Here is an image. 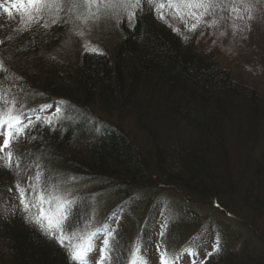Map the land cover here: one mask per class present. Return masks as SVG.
I'll use <instances>...</instances> for the list:
<instances>
[{"label":"trees","instance_id":"trees-1","mask_svg":"<svg viewBox=\"0 0 264 264\" xmlns=\"http://www.w3.org/2000/svg\"><path fill=\"white\" fill-rule=\"evenodd\" d=\"M172 2L141 0L128 9L132 21L123 9L104 18L112 28L104 24L98 51L64 59L62 28L14 18L0 4V114L24 113L34 125L13 144L9 172L27 188L78 186L66 199L68 225L77 242L96 233L87 264L100 260L105 239L102 264H147L152 253L170 264H264V241L240 217L264 208V80L244 84L198 47V35L219 28L213 12L192 32L190 10L181 20L160 7ZM253 9L258 18L264 0ZM3 177L0 264H76L17 197L4 209ZM102 198L113 206L98 211Z\"/></svg>","mask_w":264,"mask_h":264},{"label":"rangeland","instance_id":"rangeland-1","mask_svg":"<svg viewBox=\"0 0 264 264\" xmlns=\"http://www.w3.org/2000/svg\"><path fill=\"white\" fill-rule=\"evenodd\" d=\"M228 1L229 3L225 4V1L218 0L217 7L215 11H213V14L214 18L221 19L219 28L217 30L209 29L212 31L207 32L208 34H200L201 36L198 35V47L213 49L222 65L228 68L233 73V76H235L236 79L243 82L244 84H248L250 82L262 83L264 80V11H262L258 18L253 17L255 13V9L253 8H255V6L262 8V0ZM14 2L15 0H0V4L5 3L8 5L7 13H9L10 8L12 7L11 11L14 18L18 17L26 19L27 16L24 15L18 8H13ZM232 7H235L236 11H232ZM184 10L197 12L196 9H182L183 12ZM216 10H218L219 12L216 13ZM198 11H201V9H198ZM120 12H122V9L117 8L113 10V13L111 15L116 14L119 17ZM54 15V9L53 11L45 10L41 14L40 19L44 22V24L47 23V27H60L64 31V35L61 39V44H59L61 47H59V49L56 51V56H59L60 59L68 57L71 58L72 56L73 58L77 57L78 54L85 49V45H87L89 48H96V44L94 43L96 42L95 40L98 37L103 36L106 32V29L107 31H110V29L112 28L110 27L111 24L107 22V19H101L98 25L92 23L91 21L85 24L81 22V20L76 19L73 14H70L67 11L59 13V16L61 17V23L53 24L52 21L54 19ZM106 23L108 25L105 29L104 24ZM172 25H174V21L172 22ZM178 31H180L181 33V30L178 29ZM80 32H83L84 35H79L78 33ZM99 40L101 41V39ZM42 105H44L41 107L43 111L42 113L44 115H51L50 111L52 109L49 107L50 104L43 103ZM3 140L4 136L0 135V145L3 144ZM4 154L5 152L0 153V155ZM251 157L253 156L251 155ZM256 157L257 155L254 156V158ZM246 158L250 159V157L247 156ZM249 166L252 167V163ZM261 167L262 166L260 165V168ZM255 168L256 167H254L253 170H255ZM9 171L12 170L0 166V179L4 176L2 181L7 180V182L4 184L5 188H3L1 191V197L3 201L2 203L4 206H6V208H4L6 211L9 209V200L12 195L13 197H17L18 203H20L19 193L18 191L16 192V185L19 183L21 187L27 188L26 185H23L24 180L21 179V176L10 174ZM21 175L26 178L24 176V173H22ZM48 177L49 174L47 172V177L44 180H46ZM58 182H60V179L52 180L53 185L48 189V192L51 196L59 197L62 200H66L71 195V191L77 190L78 188V186L70 188V186L61 185H59L60 187L57 188L56 184ZM167 194L171 196L174 195L173 193L169 192ZM28 199H33L31 193L28 195ZM114 200L110 198H102L101 203L96 202L95 208L100 211L107 205H109V207L113 206ZM20 206L23 207V205L21 204ZM45 207L47 208L48 206L45 205ZM27 213L29 214V217L38 214L36 208H32ZM240 217L249 225H251L250 227H252L256 231L254 232V230L249 229V231H251L252 233H257L255 234L257 235L256 239L264 241V208L259 212L255 211L254 213L249 214V218L244 216ZM151 247L152 245H150V248ZM148 251H151V253L153 252L152 250Z\"/></svg>","mask_w":264,"mask_h":264},{"label":"snow or ice","instance_id":"snow-or-ice-1","mask_svg":"<svg viewBox=\"0 0 264 264\" xmlns=\"http://www.w3.org/2000/svg\"><path fill=\"white\" fill-rule=\"evenodd\" d=\"M217 4L218 0H174L172 3L161 4L160 7L167 6L173 8L177 11V17L181 20L184 17L180 16L179 13L183 8L203 9L199 15L195 11H189L187 13L189 17L197 20V23L188 26V31L194 32L199 27L200 21L205 16H208L210 12L215 11ZM140 5L141 0H15L13 8H18L27 16L29 21L33 22L38 21L45 10L53 11L54 9L53 24L61 23L59 13L67 11L85 24L91 21L98 25L102 18L111 16L113 10L117 8L127 11V19L132 21L135 19L136 13L134 11H128V9H139ZM5 10L7 11V9ZM231 10L236 11L235 7H232ZM159 18L163 19L164 17L161 15ZM173 30L178 31V29ZM78 34L81 36L84 35L83 32ZM85 51L97 52L98 49L89 48L85 45ZM5 71L7 70L0 64V72ZM24 120L28 122L24 123ZM33 126L31 119L24 113L15 115L11 113L0 114V135L4 136L3 144L0 145V153H4L7 150L6 155H0V166L5 168L12 167L15 156V152L12 150L13 144L18 142L20 137L26 134V129ZM40 179V174H37L35 177L37 183ZM16 188L19 193L20 204L23 205L24 211L28 212L32 208L37 209L38 214L27 219L31 223L38 225L41 231L48 235L49 238L56 240L61 246L65 247L69 251L72 261L76 262V264H87L86 256L93 250V237L96 233L92 232L86 237L81 238L79 242L76 241L78 233L71 231L68 225L71 216L70 205L72 202L51 196L47 190L46 182L41 188H37L36 184L24 188L19 183L16 185ZM30 193L33 196L32 200L28 199ZM45 205L48 207L46 208ZM107 235L111 236V232H108ZM104 245L105 247L100 250V260L96 264H102L104 260L108 259L106 255L108 251L107 239H105ZM214 250L218 251L219 249L216 248ZM166 255L162 254L161 264H170L169 260L165 258ZM130 264H135V261L130 262Z\"/></svg>","mask_w":264,"mask_h":264}]
</instances>
